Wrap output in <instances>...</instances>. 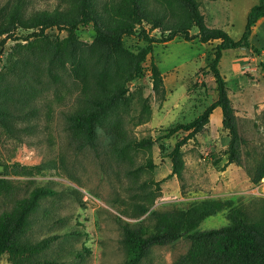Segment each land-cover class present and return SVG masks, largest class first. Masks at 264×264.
Segmentation results:
<instances>
[{
  "label": "trees",
  "instance_id": "obj_1",
  "mask_svg": "<svg viewBox=\"0 0 264 264\" xmlns=\"http://www.w3.org/2000/svg\"><path fill=\"white\" fill-rule=\"evenodd\" d=\"M62 1L52 9L30 8L29 0H7L0 7V64L8 40L16 42L7 53L5 70L0 71V125L10 137L23 142L26 135L32 134L40 113L39 97L53 80L59 83L68 79L72 81L74 102L65 116L70 142L77 151L93 147L97 128L111 131L110 125L117 134L112 146L117 158L126 159L128 152L137 148L150 150L154 143L151 138L137 142L123 131L122 120L115 121L117 114L128 113L126 95L130 83L144 75L145 62L157 44L176 39L203 44L219 41L207 64L217 84V100L195 120L167 130L166 138L180 131L187 133L169 156L170 176L182 178L185 168L182 147L207 129L216 107L222 108L223 129L229 138L223 170L233 163L242 166L241 150L246 140L240 134L227 81L219 65L226 50L251 48L253 28L264 17V0H259L248 12L239 39L223 28L207 25L201 0ZM88 25H92L95 33L91 43L78 36L79 29ZM52 29L65 32L66 36L49 35ZM18 31L28 34L21 36ZM132 36L145 45L137 51L126 47L125 39ZM151 72L153 89L164 100V77L153 61ZM144 107L150 113L149 107ZM148 166L152 169V163ZM145 168L144 165L130 168L133 176L127 188L134 194L117 218L127 249L126 264H140L152 247L172 244L183 237L191 241V246L180 264H264V198L261 197L263 210L257 219L236 207L232 199L196 202L187 209L151 210L161 195L163 181L139 182V176L135 175ZM249 174L254 184L264 177V157ZM16 191L17 185L0 174V196H13ZM54 195V189L36 186L27 196L16 199L12 208L0 212V258L8 254L17 264L50 248L57 239L55 236L32 242L28 233L42 200ZM223 211L227 225L199 229L203 220Z\"/></svg>",
  "mask_w": 264,
  "mask_h": 264
},
{
  "label": "rangeland",
  "instance_id": "obj_2",
  "mask_svg": "<svg viewBox=\"0 0 264 264\" xmlns=\"http://www.w3.org/2000/svg\"><path fill=\"white\" fill-rule=\"evenodd\" d=\"M6 1L0 0V7ZM62 2L29 0V7L52 9ZM257 3L259 0H224L214 6L201 0V9L212 26L227 24L226 31L239 39L245 30L250 7ZM261 22L257 35H262L261 43L264 44V20ZM27 34L18 31V35ZM48 34L66 36L57 29L49 30ZM78 36L91 43L95 37L92 25L81 27ZM15 43L12 39L6 43L1 72L7 64V53ZM125 45L137 51L145 43L132 36L125 39ZM213 48L197 40L179 39L154 47L152 56L145 62L144 75L129 85L128 113L115 116L116 122L123 121V131L131 139L140 142L151 138L154 143L150 150H131L126 159L117 158L112 151L117 139L112 125L108 128L111 131L97 128L93 147L77 151L71 144L65 114L73 105L74 94L72 81L68 79L59 83L53 80L44 90L39 97L36 128L23 142L10 137L0 125V174L17 185L13 196H0V212L12 208L16 199L27 196L36 186L56 191L53 197L43 199L34 212L28 236L32 242L52 236L57 239L44 253L17 264H126L127 249L117 218L134 194L127 188L133 176L129 173L131 167L146 166L135 175L139 176V182L163 181L161 195L151 210L187 209L196 202L232 199L234 205L251 218L261 216L263 201L252 194L254 183L249 174L264 157V78L260 69L248 75L247 84H237L228 78L229 74L221 72L233 100L240 134L246 140L241 150L242 166L233 163L223 170L227 161L228 132L220 127L213 133L209 124L203 133L183 145L182 178L170 176L169 156L187 133L180 131L166 138L167 130L195 120L218 98L215 78L207 69ZM251 53L257 54L254 50ZM230 57L231 53L225 52L220 71L225 70ZM152 61L164 77V100L153 89ZM257 63L253 66L262 67ZM144 105L149 107L150 113ZM151 163L152 169L148 166ZM225 213L206 218L199 229L205 231L227 225ZM190 246L191 241L186 237L165 246H154L140 264H180ZM0 264L14 263L4 254Z\"/></svg>",
  "mask_w": 264,
  "mask_h": 264
},
{
  "label": "crops",
  "instance_id": "obj_3",
  "mask_svg": "<svg viewBox=\"0 0 264 264\" xmlns=\"http://www.w3.org/2000/svg\"><path fill=\"white\" fill-rule=\"evenodd\" d=\"M207 1L212 3V5L215 6V5H219L224 0H218V1L207 0ZM257 4H255V5H257ZM253 6H251L250 9ZM204 15H205V13H204ZM225 18H226V20H228L230 18L229 15L227 14V11H226V17ZM205 19H206L207 25L210 27L223 28L224 30H228V28H229V26L227 24H215L214 26H212L211 22L207 16H205ZM263 20H264V17L262 19H260L259 22L253 28V33H252V36L250 38L251 48H239V49H231V50L225 51V52L229 51V53H231V57L228 60V62L226 63L225 70H223L221 67V69H222L221 72L224 75H225V73L229 74L228 75L229 77L228 76L227 77L229 79L230 78L233 79L237 84H240V83L241 84L242 83L247 84V81L249 80L248 78H250V76H248V75L253 74V71L259 70V69L261 71L262 79L264 78V59H263V57H264V44L261 43L262 42L261 41L262 35L261 36L257 35L258 25H260V23H262L261 21H263ZM218 43H219V41H214L211 43H207L205 45H213V47H214ZM253 50L255 52H257V54L251 53ZM225 52H224V55H225ZM224 55H223V57H224ZM223 57L221 59V64L223 62ZM257 62H259V65L262 66L263 68L262 67L256 68L255 66H253V65H255V63L258 64ZM263 82H264V79H263ZM257 87H258V84H257ZM229 96L231 98V94H229ZM231 100H232V98H231ZM232 102H233V100H232ZM223 118L224 117H223L222 108L216 107L210 116V129L214 131L213 133L217 132L220 129V127H223Z\"/></svg>",
  "mask_w": 264,
  "mask_h": 264
},
{
  "label": "built area",
  "instance_id": "obj_4",
  "mask_svg": "<svg viewBox=\"0 0 264 264\" xmlns=\"http://www.w3.org/2000/svg\"><path fill=\"white\" fill-rule=\"evenodd\" d=\"M251 191L253 195L264 198V177L258 183L253 185Z\"/></svg>",
  "mask_w": 264,
  "mask_h": 264
}]
</instances>
